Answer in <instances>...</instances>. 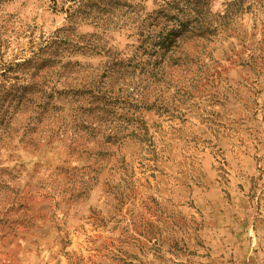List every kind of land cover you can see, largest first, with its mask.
<instances>
[{
  "label": "rangeland",
  "instance_id": "1",
  "mask_svg": "<svg viewBox=\"0 0 264 264\" xmlns=\"http://www.w3.org/2000/svg\"><path fill=\"white\" fill-rule=\"evenodd\" d=\"M160 3L0 4V264H264V0L105 73Z\"/></svg>",
  "mask_w": 264,
  "mask_h": 264
},
{
  "label": "trees",
  "instance_id": "2",
  "mask_svg": "<svg viewBox=\"0 0 264 264\" xmlns=\"http://www.w3.org/2000/svg\"><path fill=\"white\" fill-rule=\"evenodd\" d=\"M3 1L0 0V4ZM97 1L100 4L104 2ZM160 1L157 10L140 17L137 34L142 39L139 45L125 60L112 62L105 73L117 71L129 77L135 76L140 83L145 78L148 84L167 78L164 69H170L173 74L178 66L170 63L177 51L186 45L194 46L210 33L223 32L245 3V0H230L222 10L212 12L210 0Z\"/></svg>",
  "mask_w": 264,
  "mask_h": 264
}]
</instances>
